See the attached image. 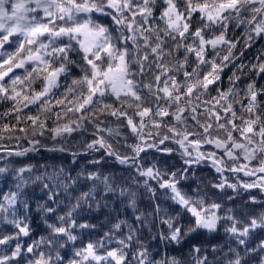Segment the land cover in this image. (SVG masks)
I'll return each instance as SVG.
<instances>
[{
  "label": "clouds",
  "instance_id": "obj_1",
  "mask_svg": "<svg viewBox=\"0 0 264 264\" xmlns=\"http://www.w3.org/2000/svg\"><path fill=\"white\" fill-rule=\"evenodd\" d=\"M161 2L151 0L154 15ZM97 4L103 8L106 0ZM95 23L107 29L113 45L123 42L124 28L109 16ZM152 23L153 39H167L166 63L177 79L184 71L178 65L188 64L194 69L193 80H202L205 67L191 54L180 55L187 46L197 45L195 38L179 40L158 15ZM191 23L212 36L223 34L236 46L211 50L216 62L230 53L217 73L215 88L199 85L193 98L185 97L181 105L158 101L154 90L143 87L140 103L106 100L81 118L77 105L86 92L74 87L70 75L55 101L32 105L31 111L0 109L2 264H264V172L259 171L264 168V151L246 159L245 151L234 147L259 143V135H249V141L241 138L249 124L264 132V79L258 70L264 39L253 36L257 24L264 26V3L241 0L222 24L202 25L197 19ZM73 67L82 75L88 71L79 58ZM148 67L142 77L137 49L129 50L130 78L138 85H154L155 73L148 75ZM37 83L34 79L31 87ZM217 99L221 102L216 110L231 109L219 122L210 118ZM143 107H151L153 117L144 119L138 133L131 132L118 114L112 115L125 112L139 120ZM164 107L172 113L182 107L185 115L179 122L160 121L156 113ZM193 109L199 111L195 119ZM153 120L162 126L153 127ZM209 124L212 127L204 132ZM65 127L73 131L57 134V128ZM186 134L200 141L203 158L189 142L187 151L178 143ZM230 134L234 158L208 143L209 137L229 142ZM100 136L103 147L97 143ZM213 159L222 161V171ZM191 208L200 211L199 218ZM20 224L27 234L17 230ZM89 243L98 260L85 259Z\"/></svg>",
  "mask_w": 264,
  "mask_h": 264
},
{
  "label": "snow or ice",
  "instance_id": "obj_2",
  "mask_svg": "<svg viewBox=\"0 0 264 264\" xmlns=\"http://www.w3.org/2000/svg\"><path fill=\"white\" fill-rule=\"evenodd\" d=\"M253 2L264 3V0ZM6 3L10 6L5 7ZM240 3L241 0H187L186 3L162 0L154 15L151 0H139V3H136V0H106V6L103 8L98 6L97 0H0V106L17 111H31L32 105L39 106L48 101H55L59 98L61 86L65 85L70 75L73 77L74 87L86 92L82 102L77 105L81 118L91 111L93 105L106 100L115 102L131 99L140 103L143 87L154 90V99L158 101L163 98L165 103L174 101L181 105L185 97L193 98L199 85L215 88L219 79L217 73L223 71V65L229 61L230 53L223 57L222 62H216L209 55L211 50L236 46L235 41L225 39L223 34L212 36L204 31L203 26L193 28L191 22L197 19L202 25L205 21L208 25L222 24L229 12L238 10ZM156 15L165 22L168 33L179 40L195 38L197 45L187 46L180 55L191 54L194 61L205 67L202 80H193L194 69L188 64L178 65L184 71L177 79L175 70L166 63L167 39L157 37L154 40L150 35L154 31L152 21ZM103 16H109L113 24L125 30L123 42L118 47L111 43L107 29L95 23ZM253 36L264 39V26L257 24ZM249 39L251 40L252 36ZM141 45L143 52H140ZM248 46L252 47V44L249 43ZM132 48L137 49L141 76H144L146 66H150L148 75L155 73L154 85H138L130 78L129 50ZM73 49L78 53V57ZM78 58L88 69L83 75L73 67ZM155 61L160 63L156 64ZM258 70L260 78L264 79V58L258 60ZM34 79H38L39 83L32 88ZM181 81L185 83L182 85ZM220 97L226 100L223 93ZM251 98L256 100V93H253ZM220 102V99H217L210 112V118L215 117L217 122L227 117L231 111L230 106H224L222 111L216 110ZM110 106L105 104V107ZM193 113L195 119L199 111L193 109ZM117 114L121 120L127 121L131 132L138 133L144 119L153 117V110L151 107H143V110L137 113L139 120L125 112L112 113L114 117ZM156 115L160 121L175 119L179 122L185 112L182 107L178 108L176 113L164 107L158 108ZM231 124L233 129L237 128L235 119ZM152 125L156 128L162 126L157 120H153ZM211 127L209 124L204 128V132ZM71 131L73 129L70 127L56 129L57 134ZM169 132L174 136L181 135L176 129H169ZM244 133L241 138L246 141H249V135H259V143L249 141L248 144L234 145L236 149L245 151L246 159L254 157L258 151H264V132L258 133L257 129L249 124ZM232 139L231 134L229 142L209 137L208 143L223 150L229 158H234L233 152L229 150ZM185 142H189L203 158V153L199 152L202 147L199 140L184 135L178 143L187 151ZM97 143L103 147V136L97 139ZM213 162L218 166V171L223 170L222 161L213 159ZM259 171L264 172V168ZM189 211L197 218L201 215L196 208ZM17 230L24 234L28 231L23 224H20ZM85 252L86 260L88 257L99 259L91 243L87 245ZM109 255L115 256V253Z\"/></svg>",
  "mask_w": 264,
  "mask_h": 264
},
{
  "label": "trees",
  "instance_id": "obj_3",
  "mask_svg": "<svg viewBox=\"0 0 264 264\" xmlns=\"http://www.w3.org/2000/svg\"><path fill=\"white\" fill-rule=\"evenodd\" d=\"M37 85H38V83H37ZM37 85H36V86H37ZM2 107H3V106H0V109H2Z\"/></svg>",
  "mask_w": 264,
  "mask_h": 264
}]
</instances>
